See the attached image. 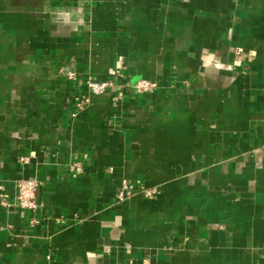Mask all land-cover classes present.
<instances>
[{
    "label": "crops",
    "instance_id": "0c3cea01",
    "mask_svg": "<svg viewBox=\"0 0 264 264\" xmlns=\"http://www.w3.org/2000/svg\"><path fill=\"white\" fill-rule=\"evenodd\" d=\"M0 195V264H264V0H0Z\"/></svg>",
    "mask_w": 264,
    "mask_h": 264
},
{
    "label": "built area",
    "instance_id": "2783aa9c",
    "mask_svg": "<svg viewBox=\"0 0 264 264\" xmlns=\"http://www.w3.org/2000/svg\"><path fill=\"white\" fill-rule=\"evenodd\" d=\"M68 77H74V72H67ZM84 85L90 94L98 95L106 92L108 89L115 86L114 80L111 78L107 79H96L92 76H85ZM128 87L135 93H148L156 89L157 83L148 79H139ZM121 93L114 95L112 98L113 104H116L117 101L121 98ZM89 103V98L87 96L76 98L73 101L74 109L71 113L72 116H75L77 113L82 111L86 105ZM21 161H25L26 157H20ZM70 170L77 174L82 172L81 164L78 161L71 162L69 164ZM39 182L35 177H28L20 179L15 184V196L13 204L22 210L35 211L40 205L36 199V191L38 188ZM144 197H153L157 194V190L154 188H145L141 187L137 190ZM135 192V186L128 182L125 179H122L119 187L117 189L115 200L116 202H121L127 199ZM0 195L2 205H9ZM30 224L35 223V219L31 218L29 220ZM47 264H51V255L49 252L44 255Z\"/></svg>",
    "mask_w": 264,
    "mask_h": 264
}]
</instances>
